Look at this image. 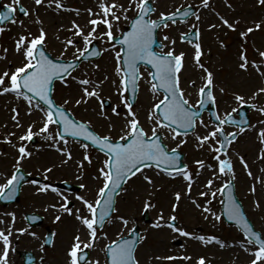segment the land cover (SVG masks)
I'll return each mask as SVG.
<instances>
[{
  "label": "snow or ice",
  "instance_id": "obj_1",
  "mask_svg": "<svg viewBox=\"0 0 264 264\" xmlns=\"http://www.w3.org/2000/svg\"><path fill=\"white\" fill-rule=\"evenodd\" d=\"M46 0H34V5L39 8L45 5ZM156 0H98L97 10L89 8V20L87 31L80 24L72 21L71 27L68 29L72 33L70 38L64 39L61 43L63 51L59 57L52 58L47 50V32L43 27V21L37 15L34 21L40 24L38 35L30 30L27 34H21L15 40V52L20 55L21 65L16 67L14 71H4L0 74V95L13 94L16 100L24 101L27 105V113L31 115L34 111L39 110L43 115L41 117L42 126L38 131L33 129L35 124H30L24 134L19 136L20 143L13 145L17 149V157L15 159L14 170L7 178L6 182L0 184V200H11L15 197V191L20 182L24 179L22 173L23 162L32 157V152L28 151V145L34 137L42 136L44 140L51 141L49 147L55 148L66 159L63 163H68L72 159V153L68 149V136L82 137L84 141H89L91 145L97 146L103 153L105 159L102 166L98 169L96 179L102 181L93 201L86 199L84 196H77L81 201L83 208H77L75 212L70 207L68 197L59 193V190L51 184L41 183L35 179L29 181L32 185L37 186L38 193H48L49 191L57 193L61 202L53 204L51 207L56 209L60 214L55 216L56 221L62 219L63 214L74 216L79 221L86 239H82L80 234L74 236V242L70 246L67 256L69 264H100L99 261H91L86 250L94 249L99 242V231L105 227L106 223H113L119 220L122 225L127 228L129 220L123 216L114 217L116 212L114 207L116 197L125 191L124 185L128 184L134 177L140 178L155 188V182L151 176L145 174V169L154 170L155 175H164L172 180L182 178L186 182V188L182 191L174 193V202L171 206L172 214L166 219L163 210L160 211L158 219L153 224L156 229L167 228L179 236L192 238L200 241L204 246L211 244L219 245L224 248L227 245L223 240L215 235H194L184 228L178 226L177 209L182 199H188L197 208L200 209L204 218L219 223L222 217L226 216L227 220L233 221L238 230L242 234V239L238 242L239 248L247 253L251 258L250 264H264V232L255 229L245 215L242 205L238 203L234 196V181L236 180V172L232 158L229 156V149L233 142L240 134H243L250 128H254L247 119L237 120L233 113L239 114L241 109L247 105L264 115V107H258L255 103H249L244 95L234 94V101L238 107L232 108L231 112L225 113L223 116L219 112H213L211 115L214 119L210 123H206L202 117V110L208 105L218 103L217 96L214 93V73L202 63L204 51L201 40V31L198 24L202 22V16L199 11H194L193 5L189 4L187 10L184 5L176 8L172 12H160L157 18H152L157 12L154 6ZM229 8L230 3L225 0ZM264 5V0H259ZM57 12L75 11L79 15L78 9L67 8L62 0H47V7L53 8ZM6 11L0 12V25L6 21L12 24L19 23L24 26L23 20H17L15 14L17 11L24 16H30L31 13L26 8L22 0H12L11 4L5 5ZM201 9H211V0H200L197 6ZM214 11V10H213ZM129 12L135 15L129 16ZM219 23H212L209 30L216 28H227L232 32L238 30L239 20L230 22L228 18L216 13ZM194 17L196 23L189 25V31L180 34V41L192 44L194 48V67L201 70L202 86L198 89V100L195 104L185 97V91L181 86V72L185 69L186 53L181 51L178 54L175 50L176 39L165 34L164 41H168L172 47L168 51H163L167 45L160 43L161 51L154 50L157 44V32L161 29H169L178 22L187 23L184 18ZM121 21L129 24V29L119 31ZM262 28L261 23H256L254 27H248L241 31L240 37L245 42L251 33ZM5 28L0 26V34ZM195 37V43L190 37ZM78 38V39H77ZM60 39V37H57ZM99 40L108 45V47L99 50L95 47V42ZM221 47H226L223 41H220ZM74 49L73 59L65 60L64 56L69 49ZM7 52L8 49H4ZM258 59L250 60L247 55V49L241 46L239 53L238 68L243 73L251 74L253 71L259 78L264 80V50L255 49ZM105 52H114V75L111 83L115 86V94L119 97V103L111 106L113 116L121 117V105L126 111L123 112L122 125L118 131V139L111 134L101 135L97 133L91 124V121H81L75 119L74 116L65 107L71 101L65 99L64 104L60 105L55 102L53 97L54 82L59 81L68 86V78L76 81L79 85V92L82 95L76 99L77 106L88 104L90 100L95 98L99 103V115L106 120L111 117L104 111L105 100L102 96L103 85L110 77L105 75L102 80H93L87 71L82 76H74L83 61H90L93 57L102 56ZM6 59V57H0ZM95 68L99 69L100 65L95 64ZM142 67H148L150 70L147 75L148 91L157 100L149 109L146 120L150 123V133L146 131L142 124L138 113L134 110V101L140 88V81L144 79L141 72ZM195 86V80L191 82ZM220 92L224 93L225 89L220 88ZM264 95V85L260 86L252 93V100ZM162 96V98H161ZM14 113L12 120L16 127H23L19 119L20 113L16 108L12 109ZM264 124V120L260 121ZM247 125V127H238V131L226 132L225 125ZM55 125V130L50 131L51 126ZM205 129L203 134H196L197 149L207 148L212 154V160L216 162L215 167L212 164H206L205 160L197 159L194 161L196 171L193 173L186 163L181 162V147L186 144L188 130L193 132L197 127ZM7 127V125H5ZM116 125H109V133L115 130ZM170 136V139L176 141V146L169 148L164 143V136ZM15 132H10L5 137L4 143L12 144L9 138L15 136ZM183 137V138H181ZM179 138V139H178ZM258 139L264 144V128L258 132ZM63 144V147H61ZM89 143H81L80 147L84 150L83 159L78 162V170L80 175L77 179H82L85 168V162L92 164V158L89 155ZM240 164L246 170L249 177H253L248 162L243 156L238 157ZM258 159L264 160V148L259 152ZM211 170L213 175L203 184V189L198 193L199 197L207 198L204 203L193 197V186L197 183L195 177H199L204 170ZM53 171L52 167L44 169L42 175L44 179L48 178V174ZM264 172V168L261 169ZM138 174H140L138 176ZM227 177V179H223ZM220 178L222 183L219 187H214L215 181ZM264 183V181H261ZM86 185L81 184V188ZM257 191L256 184L253 183L249 192L255 194ZM220 197L219 204L222 206L221 211H214L212 208L213 201ZM156 207L150 201L144 205L145 210ZM255 207L259 209L261 204L259 200L255 202ZM47 211V209H45ZM12 225L15 224V213H9ZM33 220L38 217H32ZM0 223H4L0 220ZM21 235L28 231L27 228L18 230ZM12 228L7 231L0 229V264H9V250L12 241ZM35 236V233H31ZM136 229H129L128 236L122 232L119 239L112 240L104 246L106 254L105 264H140L137 256L138 240L135 237ZM103 238L107 239V233H103ZM233 247L236 244L232 245ZM155 260H192L191 256H156ZM195 264H206V258L201 256Z\"/></svg>",
  "mask_w": 264,
  "mask_h": 264
},
{
  "label": "rangeland",
  "instance_id": "obj_2",
  "mask_svg": "<svg viewBox=\"0 0 264 264\" xmlns=\"http://www.w3.org/2000/svg\"><path fill=\"white\" fill-rule=\"evenodd\" d=\"M12 0H2V4L9 5ZM125 2V0H121ZM232 5L231 8L227 6L225 0H211V9H201L197 7L200 0H156L155 7L157 12L152 18H157L160 12H172L181 5L184 8L189 4L195 6L201 13L202 22L198 24L201 31V40L204 55L201 60L213 73H214V93L217 96V111L223 116L227 112H231L232 108L238 107L234 101V94L239 93L244 95L249 103H255L258 107H264V95L252 100V93L260 86L264 85V80L259 78L253 71L251 74L243 73L238 68L239 53L241 46L247 49V55L250 60L258 59L255 49L264 50V5L259 3V0H227ZM23 5L29 9L31 15L16 18L18 21L23 20L24 26L21 27L19 23H9L4 26L5 31L0 34V74L4 71H14L16 67L21 65V57L15 52V40L21 34H27L30 30L32 33L38 35L40 24L34 21L39 16L43 21V27L47 32V50L56 58L59 57L63 51L62 41L70 38L72 33L68 29L72 25V21L80 24L87 31L89 14L88 9L92 8L97 10L98 0H62V3L71 9H78L79 15L75 11H60L57 12L53 8L47 7V0L45 5L37 8L34 5V0H22ZM214 10V11H213ZM216 13L228 18L230 22L239 20L238 30L232 32L227 28H216L209 30L212 23H219ZM135 15L134 12H129V16ZM196 23L194 17L187 21V23H177L172 25L169 29H161L159 38L167 45L164 51H168L172 45L168 41L163 40L165 34L171 38L176 39L175 45L176 53L183 51L185 56V69L181 74V86L185 91V97L190 103L195 104L198 100V89L202 86L201 70L194 67L193 55L194 48L192 44L180 41V34L189 31V25ZM256 23H261L262 28L254 31L249 35L245 42L240 37V32L246 30L248 27H254ZM126 21H121L119 29L114 31H124L127 26ZM60 37V39H57ZM78 39V38H77ZM101 49L108 47L102 41L97 40ZM220 41L226 45L221 47ZM8 49L4 52V49ZM74 49L70 48L65 54V60L73 59ZM95 64H99L100 68H95ZM114 52H105L103 56L94 62L82 65L73 75L82 76L85 71L93 80H102L105 75L110 79L104 83L102 96L105 101L110 102L109 107H104V111L111 117V120H106L99 115L100 107L98 101L93 98L88 104L76 105L75 101L82 93L79 92V85L70 77L68 79V86L62 83L57 84L54 92V99L57 104L63 105L65 99L71 102L65 107L71 111L74 116L81 121H91L93 129L101 134H111L115 139H118V131L122 125L123 112L126 109L121 105V117L113 116L111 113V106L119 103V97L115 94V86L111 83L116 79L114 75ZM148 71L144 70V79L141 82L140 94L137 106L134 109L144 125L146 131L150 133V123L146 120L147 113L151 106L157 100L148 91L147 75ZM195 80V86L191 83ZM220 88H224L225 92L221 93ZM162 98V96H161ZM16 108L19 113V119L23 127H16L15 122L12 120V109ZM235 114V113H233ZM42 113L39 110L34 111L31 115L27 113V105L24 101H18L13 94L0 95V184L6 182L7 178L14 170L15 159L18 155L16 147L20 143L19 136L24 134L30 124H35L34 131H38L41 124ZM251 125L250 128L241 134L237 141L233 143L229 149V156L232 158L236 172V194L244 205V209L255 225L256 230L264 232V160L258 159L259 152L264 148L258 139V132L264 128V124L260 121L264 120V115L252 109L250 112ZM206 123L211 121L204 116ZM115 124L116 128L109 133V125ZM7 125V127H5ZM55 125L51 126L50 131L55 130ZM205 129L202 127L197 128L195 133L188 135L187 143L184 144L180 151L185 154L184 162L189 165L190 170L195 173L196 165L194 163L197 159L205 160L206 164H212L214 167L216 162L212 160V154L208 152L207 148L197 149L196 134H203ZM226 132L236 131L235 128L225 125ZM10 132H15V136L9 137L12 144L4 143L5 137H8ZM36 143L28 145V151L32 152V157L23 162L22 169L33 177H38L43 180L42 183L51 184L56 189L57 183L67 182L73 185L86 187L81 188L77 193H68L67 191L59 190V193L68 197L71 202L70 207L73 211L77 208H83L81 201L77 196H84L86 199L93 201L96 198L97 190L102 186V181L96 179L98 169L102 166L105 159L103 155L88 149L89 155L92 158V164L85 162V168L82 170V179H77L80 175L78 170V162L83 159L84 150L77 142L69 141L68 149L72 153V159L68 163H63L66 159L55 148L49 147L51 141H46L42 136H36ZM183 138V137H181ZM179 139V138H178ZM164 141L169 148L176 146V141L170 139L167 134L164 136ZM63 147V144H61ZM243 156L248 162L253 177L247 175L246 170L240 164L238 157ZM52 167L53 171L48 174V178L44 179L42 173L44 169ZM145 174L152 177L155 182V188L147 184L146 181L140 178H134L126 186L118 199L116 216H123L129 220V225L125 228L119 220H114L113 223H108L99 231V242L91 251V260L99 261L100 264L105 263L104 246L112 240L119 239V234L122 232L125 236L128 234L129 229L136 225L141 228V244L138 247L137 256L140 264H195V261L203 256L206 258V264H250V257L247 253L243 252L238 242L242 239V235L234 228L228 227L223 219L221 222L216 223L209 218L206 220L204 214L200 209H197L190 200L182 199L180 206L175 213L177 215L178 226L184 228L194 235H215L225 242L227 245L220 248L219 245L211 244L204 246L200 241L192 238H186L173 233L170 229H156L153 224L158 219V215L163 210L164 216L167 219L171 214V206L174 202V193L182 191L186 188V182L182 178L172 180L164 175H155L154 170L147 169ZM211 170H204L199 177H195L197 183L193 186L192 195L201 203H204L207 198L199 197L198 193L203 189V184L212 177ZM223 179H227L224 177ZM222 179L218 178L215 181L214 187H219ZM255 183L257 191L255 194L249 192L250 186ZM220 197L213 201L212 208L214 211H221L219 204ZM259 200L261 207L257 209L255 202ZM155 204L156 207L148 208L145 210L144 205L146 202ZM61 198L57 193L49 191L48 193H38L37 186L31 183L26 184L23 188L20 202L10 205L6 208L0 205V229L7 231L9 227L12 228V236L10 237L12 244L9 250V264H23L20 259V252H33L37 257L36 264H69L67 252L74 242V236L81 235L82 239H86V234L83 232L79 221L74 216L63 214L60 221L55 220V216L60 214L51 205L59 204ZM47 209V211H45ZM148 211L150 218L149 224H144L143 213ZM9 213H15V224L11 223V216ZM26 213H37L45 218V223L42 227L29 228L24 215ZM50 228L54 233V243L51 248L44 247V239L46 235V228ZM27 228L28 231L23 235L19 233V229ZM31 233H35L33 236ZM103 233H107V239L103 238ZM236 244L235 247L232 245ZM3 245L0 242V249ZM183 256L188 255L192 260H155L156 256Z\"/></svg>",
  "mask_w": 264,
  "mask_h": 264
},
{
  "label": "water",
  "instance_id": "obj_3",
  "mask_svg": "<svg viewBox=\"0 0 264 264\" xmlns=\"http://www.w3.org/2000/svg\"><path fill=\"white\" fill-rule=\"evenodd\" d=\"M186 10H187V9H186ZM192 10H194V9H192ZM194 11H195V10H194ZM178 19H180V18H178ZM184 19H186V18H184ZM190 39H193V36L190 37ZM157 46H158V45H154V46H153V47H154V50H155V47H157ZM158 47H159V46H158ZM204 110H208V112L210 113V117H211L212 119H214V118L212 117V115H211L213 112H216V111H215V106H214V105H208L207 107H205V108L202 110V112H203ZM247 111H248V107L244 108L243 111H240L239 115L241 116V119H247V120L249 121L248 117L246 116ZM239 126H240V127H246L247 125L240 124ZM190 131H191V129L188 130V132H190ZM70 137H71V136H70ZM73 138H78V137H73ZM85 142L90 143L89 141H85ZM92 146H94V145H92ZM95 147H97V146H95ZM182 159H183V156L181 155V162H182ZM22 173H23V171H22ZM23 174H24V173H23ZM27 179H28V176H27V175L25 176V174H24V179L20 182V184H19V185L17 186V188H16L14 199H11V200H7V199L0 200V202L2 203L3 206H7V205L10 204V203H14V202L19 201V196H20V189H21V186H22V184H23L24 182H26ZM233 194H234V196L236 197V195H235V189H234V191H233ZM236 198H237V197H236ZM237 201H238V203H240L238 199H237ZM240 204H241V203H240ZM242 208H243V207H242ZM243 210H244V209H243ZM245 215H246V214H245ZM34 216H35V215H27V216H26L27 219H28V221H29V223H30L31 225H34V226L41 224L42 219L38 217V219H36L37 221H36V220H33L32 217H34ZM35 217H37V216H35ZM223 218L225 219V221H226L229 225H235V223H234L233 221H229V220H227L226 216H224ZM235 226H236V225H235ZM131 238H136V239L138 240V236H137V235H135V237H131ZM50 242H51V236L49 235V236L47 237L46 244L49 246ZM25 256H27L28 258L31 257V260H30V261L27 259V260H28V263H31L32 261H34L32 255H30V254H26Z\"/></svg>",
  "mask_w": 264,
  "mask_h": 264
}]
</instances>
